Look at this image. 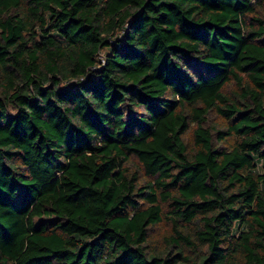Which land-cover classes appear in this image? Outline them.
Here are the masks:
<instances>
[{
  "label": "trees",
  "instance_id": "1",
  "mask_svg": "<svg viewBox=\"0 0 264 264\" xmlns=\"http://www.w3.org/2000/svg\"><path fill=\"white\" fill-rule=\"evenodd\" d=\"M0 264H264V0H0Z\"/></svg>",
  "mask_w": 264,
  "mask_h": 264
}]
</instances>
